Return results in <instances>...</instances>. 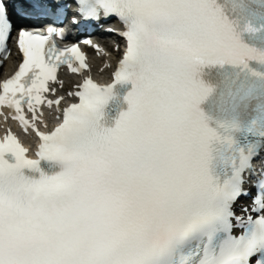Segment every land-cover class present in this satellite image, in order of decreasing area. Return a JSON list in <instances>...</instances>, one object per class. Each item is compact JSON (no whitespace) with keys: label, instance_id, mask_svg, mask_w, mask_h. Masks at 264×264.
<instances>
[{"label":"snow or ice","instance_id":"obj_1","mask_svg":"<svg viewBox=\"0 0 264 264\" xmlns=\"http://www.w3.org/2000/svg\"><path fill=\"white\" fill-rule=\"evenodd\" d=\"M30 2L37 15L71 9ZM73 2V23L117 17L126 49L111 83L86 77L41 132L48 82L88 65L53 29L20 28L0 106L40 143L33 159L11 131L0 139V264H264V167L241 205L257 215L234 210L264 151V0ZM15 27L0 0V52Z\"/></svg>","mask_w":264,"mask_h":264}]
</instances>
